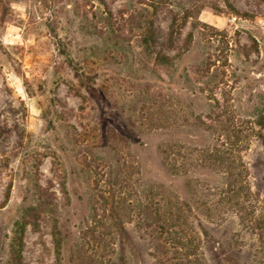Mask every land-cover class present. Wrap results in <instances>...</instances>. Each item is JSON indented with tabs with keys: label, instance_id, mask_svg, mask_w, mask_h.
I'll return each instance as SVG.
<instances>
[{
	"label": "rangeland",
	"instance_id": "1",
	"mask_svg": "<svg viewBox=\"0 0 264 264\" xmlns=\"http://www.w3.org/2000/svg\"><path fill=\"white\" fill-rule=\"evenodd\" d=\"M155 1L0 0V264H264V0Z\"/></svg>",
	"mask_w": 264,
	"mask_h": 264
},
{
	"label": "trees",
	"instance_id": "2",
	"mask_svg": "<svg viewBox=\"0 0 264 264\" xmlns=\"http://www.w3.org/2000/svg\"><path fill=\"white\" fill-rule=\"evenodd\" d=\"M187 1H193V0H187ZM196 1V0H195ZM166 2V1H165ZM156 4L162 3L161 1H155ZM157 7L154 6V9ZM190 12L187 10H182V15L180 17L181 23H177V17L176 15H173L170 19V22L168 24V30L166 34V44L167 49L169 50H175L176 48V42L177 39L180 36L181 26L185 24V22L190 18ZM190 34H188V38H190ZM144 40L146 43L153 45L155 42V36L154 31L152 29V22L148 23V27L145 31ZM157 60L161 64L169 63L170 59L167 55L157 53L156 55ZM229 123L231 124V127L228 129L226 133V147L223 148V151L215 149V154H212L211 156L214 157L215 160L219 159H227L232 160L231 162L234 163V161L237 158L236 152L238 151V147L242 142L249 141V135L245 132V125L248 126L247 130H251L253 133V136H255L257 139L262 140L263 136L258 130H255V128H262L263 122L258 120L255 123H252V127L247 124V122L239 121L235 123L232 120H229ZM255 126V127H254ZM221 153V154H220ZM209 154V153H208ZM228 181L225 183L226 185V191H223L224 196L227 194L229 195V200H232L234 198H237L241 192L245 189L244 181H243V175L242 172H234V171H228ZM247 189V186H246ZM247 197V196H246ZM24 229L25 224L23 221L16 223L15 229L13 232L14 240L12 245V254H13V264H21V251L23 246V235H24ZM58 248L59 244L56 243V250L58 255ZM194 254V253H193ZM184 257L183 261L180 262V264H189L190 260L188 258L190 257L189 253H185L182 255ZM177 260V259H175Z\"/></svg>",
	"mask_w": 264,
	"mask_h": 264
},
{
	"label": "clouds",
	"instance_id": "3",
	"mask_svg": "<svg viewBox=\"0 0 264 264\" xmlns=\"http://www.w3.org/2000/svg\"><path fill=\"white\" fill-rule=\"evenodd\" d=\"M15 7V6H14Z\"/></svg>",
	"mask_w": 264,
	"mask_h": 264
}]
</instances>
